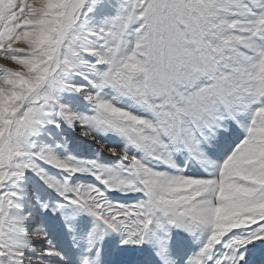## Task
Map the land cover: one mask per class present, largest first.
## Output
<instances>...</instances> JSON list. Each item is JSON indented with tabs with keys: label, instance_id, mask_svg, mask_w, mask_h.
Here are the masks:
<instances>
[{
	"label": "snow or ice",
	"instance_id": "1",
	"mask_svg": "<svg viewBox=\"0 0 264 264\" xmlns=\"http://www.w3.org/2000/svg\"><path fill=\"white\" fill-rule=\"evenodd\" d=\"M0 264H264V0H0Z\"/></svg>",
	"mask_w": 264,
	"mask_h": 264
},
{
	"label": "rangeland",
	"instance_id": "2",
	"mask_svg": "<svg viewBox=\"0 0 264 264\" xmlns=\"http://www.w3.org/2000/svg\"><path fill=\"white\" fill-rule=\"evenodd\" d=\"M0 62H3V61H0Z\"/></svg>",
	"mask_w": 264,
	"mask_h": 264
}]
</instances>
